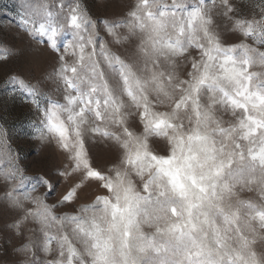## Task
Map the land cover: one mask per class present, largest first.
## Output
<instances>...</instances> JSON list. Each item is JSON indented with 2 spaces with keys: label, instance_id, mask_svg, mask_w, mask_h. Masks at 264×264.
<instances>
[{
  "label": "snow or ice",
  "instance_id": "snow-or-ice-1",
  "mask_svg": "<svg viewBox=\"0 0 264 264\" xmlns=\"http://www.w3.org/2000/svg\"><path fill=\"white\" fill-rule=\"evenodd\" d=\"M5 28L53 59L0 81L29 109L0 114L2 264H264V0H16ZM30 140L63 166L28 174Z\"/></svg>",
  "mask_w": 264,
  "mask_h": 264
},
{
  "label": "rangeland",
  "instance_id": "rangeland-1",
  "mask_svg": "<svg viewBox=\"0 0 264 264\" xmlns=\"http://www.w3.org/2000/svg\"><path fill=\"white\" fill-rule=\"evenodd\" d=\"M85 3L92 7V0H85ZM16 0H0V23L7 25L9 19L14 15V8ZM93 14H98L96 9L93 8ZM0 37H2L7 43L14 45L20 49V55L10 59L7 63L0 65V81L9 72H19L24 75H30L32 77H39L45 70L49 69L52 64V54L47 51L40 52L34 45H32L28 39L24 36L17 34L14 28L0 29ZM229 40L235 39V37L229 36ZM114 50H120L114 46ZM2 55V53H0ZM39 60L36 64L34 71H29L33 66V63ZM0 114L5 115L8 118L9 124L15 119L23 115L29 114L27 106L20 104L18 101L13 102L7 100L3 95H0ZM21 149V165L27 167L28 174H34L40 171L45 165H55L62 167L65 163V156L54 145L46 146L42 145L37 140H30L20 143ZM94 165L97 167H106L113 159H115V153L109 151H93ZM68 185L61 182L57 185V191L50 198L49 202L54 200L62 194ZM95 188V186H92ZM43 191V189H41ZM62 211L69 210L67 208L61 209ZM7 216L0 214V229L3 228ZM4 259L11 260L12 257H0V264Z\"/></svg>",
  "mask_w": 264,
  "mask_h": 264
}]
</instances>
